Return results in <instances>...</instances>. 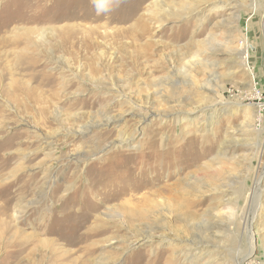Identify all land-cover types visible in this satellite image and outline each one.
I'll return each instance as SVG.
<instances>
[{
	"label": "rangeland",
	"instance_id": "rangeland-1",
	"mask_svg": "<svg viewBox=\"0 0 264 264\" xmlns=\"http://www.w3.org/2000/svg\"><path fill=\"white\" fill-rule=\"evenodd\" d=\"M263 24L264 0H0V264L22 243L21 264H234L264 167ZM253 231L244 264H264V195ZM198 239L226 254L185 263Z\"/></svg>",
	"mask_w": 264,
	"mask_h": 264
},
{
	"label": "bare ground",
	"instance_id": "bare-ground-1",
	"mask_svg": "<svg viewBox=\"0 0 264 264\" xmlns=\"http://www.w3.org/2000/svg\"><path fill=\"white\" fill-rule=\"evenodd\" d=\"M221 3V2H220ZM213 4V3H212ZM216 4H217V2H216ZM215 6V5H214ZM199 9V8H198ZM198 9H196V10H198ZM194 14V13H193ZM199 16V15H198ZM251 21V20H250ZM252 25V24H251ZM264 25V24H263ZM25 28V27H24ZM45 28V27H44ZM26 29V28H25ZM29 29H30V27H29ZM37 29L36 28H31L30 30H28V35H26V37H28L29 35H31V34H33L35 31H36ZM27 31V30H26ZM40 31V30H39ZM264 31V30H263ZM42 33V36H48L49 35V33H48V30L47 29H44L43 31H41ZM107 36V35H106ZM105 36V37H106ZM255 37V36H254ZM256 38V37H255ZM81 41V40H80ZM23 52L25 53H28L27 51H29V49L27 48V46L29 45V44H27V42H26V40L25 41H23ZM255 44V43H254ZM248 47H253L254 48V46L253 45H248ZM20 48V47H19ZM30 48V47H29ZM82 48V47H81ZM261 49V48H260ZM31 50V49H30ZM13 51V50H12ZM11 51V52H12ZM261 52V51H260ZM23 53V54H24ZM244 53L246 54L247 53V50H244ZM261 54V53H260ZM75 55H76V53H75ZM197 55V54H196ZM197 57V56H196ZM259 57V56H258ZM23 70V69H22ZM21 70V71H22ZM11 75H13V73L14 72H9ZM16 73V72H15ZM22 74V73H21ZM25 75V74H24ZM19 76V75H18ZM11 78V77H10ZM13 78V77H12ZM15 79V78H14ZM25 79V78H24ZM28 81V80H27ZM26 81V82H27ZM25 82V81H24ZM25 82V83H26ZM0 83H2V77H0ZM29 84V83H28ZM30 85V84H29ZM17 86H19V85H17ZM22 86V85H21ZM32 86V85H31ZM193 86V85H192ZM207 88V87H206ZM7 90V89H6ZM26 90L27 91H29V92H31L32 93V95L31 94H27L26 93ZM26 90H23V88L22 87H20L17 91L16 90H14V92L15 93H12L11 91H9L11 94V97L15 100V101H17L18 103H20L19 101H20V97H21V95H25V96H29V97H31V99H32V102L34 103V104H40V103H42L43 105H44V107H42V108H45V105L47 104V102L45 101V100H40L36 95H35V91L33 90V89H26ZM208 90V89H207ZM8 93V92H7ZM38 92H36V94H37ZM210 93V92H209ZM41 95H43V93H41ZM42 106V105H41ZM222 106H224V103L223 102H221V101H219L218 103H216L215 104V106H212V107H210V108H204L203 107V109H201V112H206V111H209V116L208 117H210V118H212L216 113V110H218L217 108H221ZM214 108V111L213 112H211V110ZM214 118V117H213ZM183 119V118H182ZM210 120L211 119H206V121H207V123H209L210 122ZM105 121H107V122H109L110 121V119H106ZM79 133V132H78ZM80 162V161H79ZM261 169V168H260ZM259 169V170H260ZM16 172H18V170L17 171H12V174L13 175H15L16 174ZM263 173H264V167H263V169L262 170H260L259 172H258V174H257V176H256V179H255V182H254V185H253V188L252 189H250L249 190V200H248V203H247V206H246V211H245V232L247 233V237H248V241H249V249L246 251V252H243L242 254H240L239 252L241 251H238V253H239V256L237 257V259H236V261H235V263L234 264H244L246 261H248V260H250V259H252L253 257H257L258 256V254H259V252L257 253V243H255V241H256V233L253 231V221H254V219H255V217L257 216V215H259V213H260V211L262 210V199H263V190H262V182H263V180H262V176H263ZM14 177V176H13ZM45 188V187H44ZM41 193H43V191L41 192ZM6 203V202H5ZM9 203V202H8ZM6 205V204H5ZM4 205V206H5ZM11 205V204H10ZM7 206V205H6ZM28 205H23V204H18L17 206H16V211L18 212V213H21L22 211H24L25 210V208L27 207ZM2 208V207H1ZM0 208V209H1ZM3 210V209H2ZM4 211V210H3ZM2 211V212H3ZM1 212V211H0ZM3 213H5V212H3ZM2 213V214H3ZM6 213H8L7 211H6ZM5 213V215H7ZM1 214V213H0ZM9 214V213H8ZM4 215V214H3ZM11 215V214H10ZM10 215H8V216H10ZM23 216V215H22ZM0 219H1V217H0ZM9 219V218H8ZM7 219V220H8ZM4 220V219H3ZM5 221V220H4ZM2 222V221H1ZM7 223V222H6ZM3 226H5V225H3ZM1 229V228H0ZM9 229V228H8ZM15 230V229H14ZM7 231V230H6ZM9 231V230H8ZM2 234H3V232H2ZM2 234H1V236H2ZM12 234V233H11ZM10 234V235H11ZM6 236V235H5ZM12 236V235H11ZM9 237V236H8ZM19 238V237H18ZM18 238H16V239H18ZM1 239V238H0ZM31 239H32V237H31ZM23 240H25V238H23ZM143 240V239H142ZM164 240H166L167 242H170V239H169V237H164ZM16 241V240H15ZM28 241V240H27ZM110 241V240H109ZM20 242H22V241H20ZM19 242V243H20ZM25 242V241H24ZM163 242V241H162ZM166 242V243H167ZM190 243V246H189V251H188V254H185L184 255V257H185V263H190V262H192L193 261V259L195 258V256H197V255H199V257H197V258H195V260H197L198 258H202L203 256H205V254H207L208 252H212V251H215V253L214 254H218L219 256H221L222 254L224 255V254H226L225 253V250H221V251H219L218 249L217 250H215L214 248H213V244L215 245V243H213V242H211V241H209V240H204V239H198V240H194V241H190L189 242ZM26 244V243H25ZM18 245V244H17ZM259 245V244H258ZM16 246V245H15ZM194 247V248H193ZM16 248H18V246L16 247ZM26 250H27V248H25V245H24V243H22V245L20 246V251H21V253H26ZM19 251V252H20ZM17 252H18V250H17ZM18 252V259L20 260L19 262H20V264L23 262V260H24V258H25V255H24V257H23V255L22 254H20ZM15 256V255H14ZM214 256H216V255H212L210 258H209V261H214L216 258L214 257ZM27 257V256H26ZM70 257V256H69ZM118 257L120 258L121 257V255H119L118 254ZM16 258V257H15ZM119 258H112L111 256H109V257H106L105 259H104V261H110V260H112V259H114V260H118ZM28 259V258H27ZM68 259H70V258H68ZM217 259H219V258H217ZM102 261L99 263V264H102L103 263V259H101ZM215 261H217V260H215ZM17 264V263H16Z\"/></svg>",
	"mask_w": 264,
	"mask_h": 264
}]
</instances>
